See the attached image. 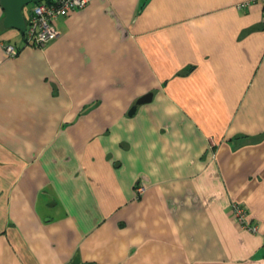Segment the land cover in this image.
Wrapping results in <instances>:
<instances>
[{
	"label": "crops",
	"instance_id": "obj_1",
	"mask_svg": "<svg viewBox=\"0 0 264 264\" xmlns=\"http://www.w3.org/2000/svg\"><path fill=\"white\" fill-rule=\"evenodd\" d=\"M2 18L0 264H264L260 3L90 0L43 48Z\"/></svg>",
	"mask_w": 264,
	"mask_h": 264
},
{
	"label": "built area",
	"instance_id": "obj_2",
	"mask_svg": "<svg viewBox=\"0 0 264 264\" xmlns=\"http://www.w3.org/2000/svg\"><path fill=\"white\" fill-rule=\"evenodd\" d=\"M262 5L264 16V0H251ZM90 0H51L50 2L41 1L34 3L30 8V13L25 19L24 41L25 46L34 48H43L50 41L54 40L59 35V30L56 27V20L61 17L68 16L75 10H81ZM3 51L9 57H14L18 54L16 47L13 44H2ZM144 190L142 185H136L135 191L141 194ZM233 216L237 223L243 228L251 232H257L258 228L250 225L246 221L245 209L239 204L233 205Z\"/></svg>",
	"mask_w": 264,
	"mask_h": 264
},
{
	"label": "water",
	"instance_id": "obj_3",
	"mask_svg": "<svg viewBox=\"0 0 264 264\" xmlns=\"http://www.w3.org/2000/svg\"><path fill=\"white\" fill-rule=\"evenodd\" d=\"M40 0H0V5L3 10L2 25L4 28H14L21 32L25 31V18L22 10L26 5L36 3ZM153 99V92L149 91L138 98L130 106L127 115L132 116L135 114L138 106L151 102ZM94 264V263H89Z\"/></svg>",
	"mask_w": 264,
	"mask_h": 264
},
{
	"label": "trees",
	"instance_id": "obj_4",
	"mask_svg": "<svg viewBox=\"0 0 264 264\" xmlns=\"http://www.w3.org/2000/svg\"><path fill=\"white\" fill-rule=\"evenodd\" d=\"M41 1H47V2H50L51 0H40V1H38V2H36V3H39V2H41ZM34 4V3H33ZM33 4H30L29 6H30V8L32 7V5ZM261 5V4H260ZM141 7H143V5H141ZM27 18V16H25V19ZM21 35H22V44L25 46V41H24V33L23 32H21ZM5 44H11V43H5ZM14 45V44H13ZM15 47H16V49H17V51H18V53H19V51H20V47L19 46H16V45H14ZM27 46V45H26ZM194 69V66H189V67H186V68H184V69H182L181 71H179L177 74L178 75H187V74H189L192 70Z\"/></svg>",
	"mask_w": 264,
	"mask_h": 264
},
{
	"label": "rangeland",
	"instance_id": "obj_5",
	"mask_svg": "<svg viewBox=\"0 0 264 264\" xmlns=\"http://www.w3.org/2000/svg\"><path fill=\"white\" fill-rule=\"evenodd\" d=\"M29 9V5H26L23 10H22V13H23V16H27V10ZM264 19V18H263Z\"/></svg>",
	"mask_w": 264,
	"mask_h": 264
}]
</instances>
